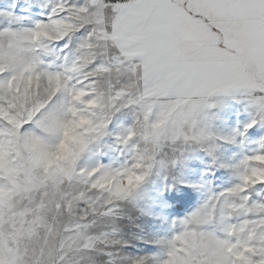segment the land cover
Segmentation results:
<instances>
[{
    "label": "snow or ice",
    "instance_id": "1",
    "mask_svg": "<svg viewBox=\"0 0 264 264\" xmlns=\"http://www.w3.org/2000/svg\"><path fill=\"white\" fill-rule=\"evenodd\" d=\"M61 41L68 50L59 62L46 59ZM125 71L136 73L138 95L120 86ZM227 89H248L264 100V0H57L32 28L0 30V222L7 214L23 232L28 217L35 218L39 209L17 211L13 201L41 186V171L53 180L84 179L72 164L115 112L155 110L154 101L171 100L182 117ZM74 115L87 117L96 131L72 145L71 160L55 162L54 149ZM129 132L118 142L128 145ZM242 165L233 187L163 241L161 264H264V204L247 194L264 185V152ZM114 203L105 215L117 211ZM22 262L19 246L0 235V264Z\"/></svg>",
    "mask_w": 264,
    "mask_h": 264
},
{
    "label": "rangeland",
    "instance_id": "2",
    "mask_svg": "<svg viewBox=\"0 0 264 264\" xmlns=\"http://www.w3.org/2000/svg\"><path fill=\"white\" fill-rule=\"evenodd\" d=\"M56 2L0 0V30L30 29L48 18ZM80 35L71 38L69 47ZM65 42H54L55 53L46 59L59 62L56 58L68 50L63 47ZM259 96L248 89H227L202 102L199 118L208 133L203 146L178 151L173 163H157L146 180L121 202L119 214L105 215L121 243L107 246L103 259L110 264H132L143 257L145 264H161L166 258L163 241L181 230V221L233 187L246 156L264 152V100ZM135 116L132 108L115 112L104 134L82 155L81 163L120 167L128 161L131 143L124 145L117 138ZM249 123L252 126L246 127ZM247 194L250 202L264 204V185L251 187ZM208 227L217 229L218 225L210 223Z\"/></svg>",
    "mask_w": 264,
    "mask_h": 264
},
{
    "label": "clouds",
    "instance_id": "3",
    "mask_svg": "<svg viewBox=\"0 0 264 264\" xmlns=\"http://www.w3.org/2000/svg\"><path fill=\"white\" fill-rule=\"evenodd\" d=\"M121 76L120 86L138 95L136 73L125 71ZM153 103L157 104L155 110L135 109L126 141L131 143L132 155L122 166H85L81 156L72 166L78 168V174H84V179L53 180L41 171V186L15 198L13 205L17 211L39 209L35 218L28 217L23 232L13 229L7 214L0 222V235L14 247L19 246L22 264H110L101 254L107 246L121 241L113 234L111 222L104 219L105 206L115 202L114 207L121 208L125 194L137 189L157 163H173L178 151L194 145L202 147L208 137L199 112L189 108L184 116L177 117L175 101ZM95 131L87 117L74 115L66 125L64 139L54 149L53 160H71L72 145L82 135ZM118 214L116 211L113 215ZM82 221L86 226L81 228ZM73 228L77 230L72 231Z\"/></svg>",
    "mask_w": 264,
    "mask_h": 264
}]
</instances>
